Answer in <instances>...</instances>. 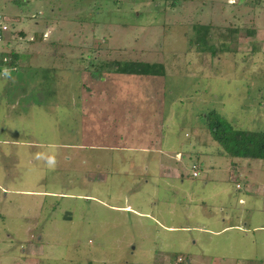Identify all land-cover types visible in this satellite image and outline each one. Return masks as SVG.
Segmentation results:
<instances>
[{
	"label": "rangeland",
	"instance_id": "1",
	"mask_svg": "<svg viewBox=\"0 0 264 264\" xmlns=\"http://www.w3.org/2000/svg\"><path fill=\"white\" fill-rule=\"evenodd\" d=\"M0 11L20 56L0 61V264H264V159L218 154L205 123L264 131V0ZM123 60L163 75L93 70Z\"/></svg>",
	"mask_w": 264,
	"mask_h": 264
},
{
	"label": "trees",
	"instance_id": "2",
	"mask_svg": "<svg viewBox=\"0 0 264 264\" xmlns=\"http://www.w3.org/2000/svg\"><path fill=\"white\" fill-rule=\"evenodd\" d=\"M239 27L228 28L229 31L234 32L236 35ZM196 36L193 38L194 42L202 49L207 48L216 53L220 49H213L208 46V32L211 31L212 25H197ZM249 34H252L250 32ZM210 37V36H209ZM14 59L17 54L14 51ZM0 61L12 64L14 61H9L6 52L2 54ZM108 70L126 75H163V66L161 64L141 62V61H112L107 63ZM206 126L214 141L220 145L219 154L229 155L231 157H239L245 159H264V131H250L233 128L229 122L221 117L215 110H211L206 115Z\"/></svg>",
	"mask_w": 264,
	"mask_h": 264
},
{
	"label": "crops",
	"instance_id": "3",
	"mask_svg": "<svg viewBox=\"0 0 264 264\" xmlns=\"http://www.w3.org/2000/svg\"><path fill=\"white\" fill-rule=\"evenodd\" d=\"M41 57H43L42 55H41ZM57 57V56H56ZM66 58H71V61H72V59H75V60H78V56H76L75 58H72L71 56H68V57H66V56H64V55H62L60 58H58V61H61V60H67ZM17 59L18 60H20V56H18L17 55ZM95 59H97L98 61H99V59H100V57H97V58H95ZM6 63V62H5ZM6 64H8V63H6ZM17 64L14 62V63H12V64H9V65H7V66H16ZM96 65H98V66H96ZM72 68V65H67V64H61V65H58V66H56V68H55V71H58L59 70V72H60V69H62L63 71H65V70H72V69H70V68ZM103 69H108V65H107V62H105V63H99V64H97V61H96V63L94 64V66H93V70H103ZM117 73V72H116ZM118 74H121V73H118ZM153 76V75H152ZM63 80V82L64 81H69V78H67V76L64 74V75H62L61 74V76L59 77V80H57L56 81V84L60 81V80ZM70 85L71 84H69L68 86H65L66 88L63 90V91H61L62 93L64 92V93H67V91L68 92H70L71 91V89H72V87H70ZM73 89H76V86H74L73 87ZM72 94V91L70 92V95L69 96H67L66 97V99L65 100H69L67 103H70L71 101H73V102H77V100H76V97H75V95H71ZM56 100H59V99H56ZM43 102L44 101H41V102H39V104H43ZM55 102H57V101H55ZM58 103H62V101L60 100ZM66 103V102H65ZM51 105H54V104H51ZM219 150L220 149H215V151L218 153L219 152ZM219 154V153H218ZM178 157H179V154H176ZM16 165H17V163H15ZM0 215H3V214H0ZM4 216V215H3ZM5 217V216H4Z\"/></svg>",
	"mask_w": 264,
	"mask_h": 264
},
{
	"label": "built area",
	"instance_id": "4",
	"mask_svg": "<svg viewBox=\"0 0 264 264\" xmlns=\"http://www.w3.org/2000/svg\"><path fill=\"white\" fill-rule=\"evenodd\" d=\"M10 35V27L6 20V17L2 14L0 11V59L3 58V53H5V50H3L4 43H6L9 39ZM194 167V166H193ZM193 175H197V173L194 171Z\"/></svg>",
	"mask_w": 264,
	"mask_h": 264
}]
</instances>
